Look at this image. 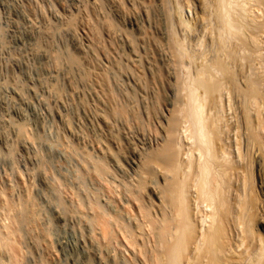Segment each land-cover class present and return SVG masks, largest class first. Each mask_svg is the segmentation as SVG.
Returning a JSON list of instances; mask_svg holds the SVG:
<instances>
[{"label": "bare ground", "instance_id": "6f19581e", "mask_svg": "<svg viewBox=\"0 0 264 264\" xmlns=\"http://www.w3.org/2000/svg\"><path fill=\"white\" fill-rule=\"evenodd\" d=\"M96 1L102 6L101 0ZM161 1L170 25L167 43L178 69L173 107L167 120L153 127L156 143L150 144L148 140L145 143L144 139V143L132 145L135 148L130 152L128 146L122 145L130 153L127 164L132 173L125 166L122 168L128 170L127 175L123 169L117 170H123L121 177L114 173L116 170L107 161L115 153L105 156L107 160L85 157L100 184L86 200L89 205L86 209L91 211H88L91 230L103 245L122 244L128 253L132 252L134 264H264V0ZM186 8L195 13L193 19L184 16ZM79 15H70L66 26L79 28ZM90 19L86 22L93 36L91 40L99 44L103 28ZM105 27L111 31L110 35L115 32L112 22H106ZM77 41L73 42L77 54L67 61L84 66L88 63L87 48ZM95 46L90 45L89 50ZM100 70H94V79L106 107L97 114L102 116L108 130L117 118L134 115V109L117 102ZM84 76L91 78L90 71ZM150 112L149 118L153 113ZM113 132L115 129L109 134L118 136ZM112 135L110 138L117 142L119 136ZM130 141H126L127 145ZM116 142L120 154L124 143ZM5 191H0V264H24L19 251L21 240L29 236L33 244L37 242L34 239L37 237L31 235L37 228L35 201L25 194L26 197L15 202ZM103 196L105 203L101 200ZM82 202L79 197L75 204L80 212Z\"/></svg>", "mask_w": 264, "mask_h": 264}, {"label": "rangeland", "instance_id": "374dc122", "mask_svg": "<svg viewBox=\"0 0 264 264\" xmlns=\"http://www.w3.org/2000/svg\"><path fill=\"white\" fill-rule=\"evenodd\" d=\"M95 1L0 0V191L6 190L15 202H19L23 196H29L35 201L33 203L36 207L34 211L37 216H35L37 228L33 229L31 235L37 237L34 238L37 242L34 245L29 236L21 240L22 246L19 251L21 256H24L22 261L24 264L28 262L37 264L42 261H46V264L135 263L131 257L132 252L128 253L129 250L122 244L113 243V247L110 245L109 248L101 241L98 242L91 230L88 212L90 209H86L89 206L86 200L92 195V190H97L100 184L90 172L92 166L86 164V158L87 155H92L93 158H105L108 154L112 156L113 153L115 157H112L116 158L121 154L122 158L119 156V160L108 155L107 162H110L112 170H116L115 174L117 170H125L118 172L121 174L118 177L123 175L122 171L127 175V171L131 170L128 166L129 152L136 147L135 144L144 143V139H146L145 143L147 140L150 144L156 143L154 131L159 123L167 120L169 110L173 107L174 82L178 69L173 61L170 45L167 43H170V25L161 0H120L121 2L101 0L102 6ZM186 9L184 16L193 19L195 13L189 8ZM78 13L81 19L79 28L66 26L70 15H78ZM87 14L89 19H93H90L91 22H96L103 28V31L101 30L103 36L100 38V43L104 40L103 43L97 45L91 40L93 36L88 31ZM109 21L115 26L113 29L115 32L112 30L115 34L112 32L113 34L110 35L111 31L105 27L106 22ZM77 40L87 48L88 63L84 66H77L67 61L69 56L77 54L73 45ZM90 45L97 46L89 50ZM97 68L98 71L101 69L100 71L104 72L107 84L110 83L108 86L112 89L111 92L114 93L117 102L134 109L135 116L131 114L130 117L128 116L129 119L117 118L108 130L102 116L97 114L100 109L106 107L94 79L96 72L94 70ZM87 71H90L91 78H85ZM150 111L153 113L149 118ZM114 129L116 132L113 134L119 136L117 142L115 138L111 139L112 134H109ZM121 138L125 139V142L120 141L124 144L119 142ZM126 139L131 140L130 144L127 145ZM102 142L105 145H102ZM115 142L120 143L121 147L128 146L130 150L126 148L125 152L123 147L119 154L120 145L115 147ZM107 143L112 146H108ZM106 145L111 150L108 147L107 150ZM124 166L128 170L122 168ZM129 173H132V170ZM79 197L83 201L82 206H85L81 208V212L76 208ZM105 198L101 197L102 202L104 200L106 202ZM91 233L92 237H90ZM39 239L42 242L39 243Z\"/></svg>", "mask_w": 264, "mask_h": 264}]
</instances>
